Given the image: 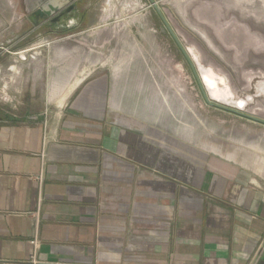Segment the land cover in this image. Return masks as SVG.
Masks as SVG:
<instances>
[{
	"label": "crops",
	"instance_id": "0c3cea01",
	"mask_svg": "<svg viewBox=\"0 0 264 264\" xmlns=\"http://www.w3.org/2000/svg\"><path fill=\"white\" fill-rule=\"evenodd\" d=\"M92 3L61 43L102 21ZM105 38L106 52L46 48L32 64L9 52L23 91L0 108V264H30L35 237L41 264H264L261 160L193 146L190 105L153 50Z\"/></svg>",
	"mask_w": 264,
	"mask_h": 264
},
{
	"label": "rangeland",
	"instance_id": "374dc122",
	"mask_svg": "<svg viewBox=\"0 0 264 264\" xmlns=\"http://www.w3.org/2000/svg\"><path fill=\"white\" fill-rule=\"evenodd\" d=\"M155 1L191 59L188 48L202 68H210L225 76L233 96L248 100L247 108L264 107L262 96L255 94L256 86L262 81L258 76L264 77V0ZM91 2L95 5L91 21L98 18L102 21L97 25L91 23L89 27H86L89 22H85L83 26L87 32L70 37L63 44L61 38L71 31L33 25L23 0H9V7L0 6V108L15 107L17 110L20 106L18 97L23 91L20 88V94H15L11 87L13 81L8 69L13 64V57L9 52L26 50L27 53L16 57L29 64L36 63L41 58L40 50L46 48H72L79 44L92 52H106L114 47L115 42L114 38L106 39V34L121 32L131 43L129 46L143 48L147 53L153 50V60L165 71V78L175 85L179 97L185 96L191 108V119L186 126L192 130L193 146H201L209 156L218 155L236 164L241 162L244 165L248 158L261 160L258 175L263 182L264 125L204 103L188 64L148 0ZM102 5L103 13L100 11ZM98 24L104 27L97 29ZM193 63L200 77L194 59ZM248 74L255 76L251 85L247 83ZM19 81L23 84V78ZM253 116L264 120V111ZM176 123L183 124L180 119H176ZM258 187L264 189V184H258Z\"/></svg>",
	"mask_w": 264,
	"mask_h": 264
},
{
	"label": "water",
	"instance_id": "95a60500",
	"mask_svg": "<svg viewBox=\"0 0 264 264\" xmlns=\"http://www.w3.org/2000/svg\"><path fill=\"white\" fill-rule=\"evenodd\" d=\"M77 2L78 0H23L24 9L26 13L29 14V20L35 26L38 25L39 20L47 21L52 24L55 23L59 26H67V22L72 19V14L77 6ZM148 2L188 64L204 103L209 107L264 125V120L254 117L253 114L248 111H241L234 107H228L211 99L198 76L193 59H191L187 49L179 40L177 33L169 26L167 19L161 13L157 2L155 0H148Z\"/></svg>",
	"mask_w": 264,
	"mask_h": 264
},
{
	"label": "flooded vegetation",
	"instance_id": "af4514ba",
	"mask_svg": "<svg viewBox=\"0 0 264 264\" xmlns=\"http://www.w3.org/2000/svg\"><path fill=\"white\" fill-rule=\"evenodd\" d=\"M39 24L46 25L48 27H53V29H65L64 26H59V25H57L55 23L52 24V23H49V22L43 21V20H39L38 25ZM188 50H189L191 56L193 57V59L196 61V64H197L200 72L204 73L205 77L207 76V78H210L213 81H215V84H216L218 90L215 91L213 89H210V93H212L213 96H217V97H219L221 99L224 98L223 95L226 96L227 100L228 99H231V98H235L233 96L231 90L229 89V86L227 84V80H226L225 76L224 75H221L220 72H217V71L212 70L210 68H202L200 66V64L198 63V61H197V59L195 57V54L190 50V48H188ZM254 78H255V76L252 75V74H248L247 75V83H248V85H251L252 84ZM258 78L259 79L262 78V80L264 79V77L261 76V75H259ZM220 92L222 93V95L219 94ZM208 93H209V91H208ZM262 98H264V97L262 96ZM235 99H237V98H235ZM248 109H250L251 111H253V114H257L260 111H264V107H262V108H260V107L255 108L254 107V108H248Z\"/></svg>",
	"mask_w": 264,
	"mask_h": 264
},
{
	"label": "bare ground",
	"instance_id": "6f19581e",
	"mask_svg": "<svg viewBox=\"0 0 264 264\" xmlns=\"http://www.w3.org/2000/svg\"><path fill=\"white\" fill-rule=\"evenodd\" d=\"M221 75H223V74H221ZM200 79H201V81L203 83V87L206 89V91L207 90L209 91V93H208V91H207V93L210 94L212 99H214L216 101H219V102L227 103V104L231 105L232 107H234L236 109H240V110H243V111H248L249 113L253 114V111H251L250 109L247 108L248 100H246V99H238V98L237 99L231 98V99L227 100L225 95H223L224 98H222V99L217 97V96H213V94L210 93V89H213L215 91L218 90V88H217V86L215 84V81H213L210 78H207V76L205 77L204 73H202V72H200ZM255 90H256V93H255L256 95L264 97V79L258 83V85L256 86ZM219 94L222 95L221 92ZM263 100H264V98H263Z\"/></svg>",
	"mask_w": 264,
	"mask_h": 264
},
{
	"label": "built area",
	"instance_id": "2783aa9c",
	"mask_svg": "<svg viewBox=\"0 0 264 264\" xmlns=\"http://www.w3.org/2000/svg\"><path fill=\"white\" fill-rule=\"evenodd\" d=\"M27 53V51L24 52V54ZM21 59H25V57H21ZM31 248H32V254L30 257V264H41L38 262L37 258H36V250L39 246V241L38 239L35 237L33 238L30 242ZM262 250L264 251V244L261 245Z\"/></svg>",
	"mask_w": 264,
	"mask_h": 264
}]
</instances>
